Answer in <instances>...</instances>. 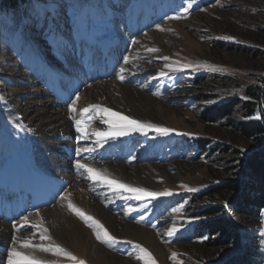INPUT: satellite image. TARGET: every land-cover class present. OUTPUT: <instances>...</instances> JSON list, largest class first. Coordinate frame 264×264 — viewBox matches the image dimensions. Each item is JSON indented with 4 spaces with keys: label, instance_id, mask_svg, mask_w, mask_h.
Here are the masks:
<instances>
[{
    "label": "rangeland",
    "instance_id": "obj_1",
    "mask_svg": "<svg viewBox=\"0 0 264 264\" xmlns=\"http://www.w3.org/2000/svg\"><path fill=\"white\" fill-rule=\"evenodd\" d=\"M189 3L192 6L185 12ZM263 78L264 0H34L17 12L0 13V187L6 190L0 192V198H5L9 206L26 202V209L18 211L13 206L15 218L0 216V222L17 229L23 226L16 233L22 236L16 237L18 241L32 239L33 243L49 244L39 240L38 230L31 225L45 210L62 205L69 209V200L76 206L74 199L62 203V198L77 184L112 218L153 234V245L125 239L122 227L118 232L111 230L105 219L84 211L116 237L117 242L109 246L97 240L94 229L69 209L90 231L94 242L121 264H145L138 259L141 253L136 245L147 249L156 264H240L237 256L247 247L262 256L258 264H264V211L257 221L250 220L235 210L239 197L207 196L227 181L241 179L242 159L260 150L243 138L239 128L248 120L243 109L245 92ZM101 84L118 99V86L131 90L135 107L144 116H137L125 105L111 107L105 104L110 103L108 100L95 101L92 93L86 94ZM89 98V105L99 104L173 131L167 135L153 130L134 132L110 138L101 146L91 133L95 127L107 131L109 125L100 122L107 117L95 110L80 115L89 106L84 104ZM38 99H45L48 110L61 113L70 124L67 140L73 146L66 154L42 150L38 155L39 138L26 122L29 117L17 111ZM230 104L231 114L215 121L205 119L214 108ZM40 105H32V110H40ZM149 111H156L157 117H148ZM77 119L85 121L87 136L76 130ZM250 119L260 120V111ZM41 129L44 135L45 129ZM225 147L232 151L222 153ZM79 148L92 151L77 154ZM47 159L60 165L54 177L45 164ZM78 160L109 179L171 195L137 200L126 189L90 179L84 169L76 167ZM115 166L131 169L130 178L111 174ZM36 167L50 176L49 181L55 179L54 189L60 193L51 205L29 210L27 203L33 202L31 206L35 207L36 197L26 193L15 196L20 192L10 191L12 187L5 186L1 177L10 169L32 173ZM133 169L140 170L138 178ZM25 180L20 178L19 183ZM37 183L44 189L42 182ZM214 207L224 208L238 226V244L206 245L218 235L199 231L200 224L207 221L200 216ZM24 216L29 218L28 225L23 224ZM173 226L179 230L169 236ZM60 245L85 264H94L88 259L89 250L81 249L83 256L74 248ZM12 247L13 240L0 251V264H8ZM16 247L22 249L19 243ZM26 250L38 258L44 253L51 264H75L63 256ZM173 253L177 254L175 260Z\"/></svg>",
    "mask_w": 264,
    "mask_h": 264
},
{
    "label": "bare ground",
    "instance_id": "obj_2",
    "mask_svg": "<svg viewBox=\"0 0 264 264\" xmlns=\"http://www.w3.org/2000/svg\"><path fill=\"white\" fill-rule=\"evenodd\" d=\"M120 93L121 99L115 98L109 90H107L106 85H99L94 86L92 89L87 91V95L92 93L93 99L96 101V99L101 98L108 100L110 103H106L107 105H110L112 107L117 104L118 105H125L129 109H131L134 113L137 114V116H144L143 114H140L138 111V108L135 107L136 100L135 95L132 94L131 90H128L127 88L118 86L116 88L115 93ZM39 101V99H38ZM91 102V99L89 98L88 101H84L85 105H89ZM40 105V110H32V105L36 104ZM92 103V102H91ZM102 103V102H101ZM104 104V103H103ZM102 104V105H103ZM119 107V106H118ZM42 110V111H41ZM113 110V109H112ZM21 112L24 116L29 117L28 122L30 126L33 127L35 137L39 138V147L40 152L43 151H53V153L60 154L61 152H69L72 148V144L67 140L69 138L67 132L70 128V124L66 121L65 117L62 116L61 113L55 112V111H49L48 110V103L45 99H41L39 102H34L29 105L26 109H22V111L17 110ZM134 115V114H132ZM148 117L154 118L157 117L156 111H149L147 113ZM26 117V118H27ZM97 119H100L99 117ZM106 118L101 119V123H103V120ZM45 129L44 132L49 133L48 136H51L50 138H47L46 135H41L42 129ZM98 128V127H97ZM96 127L93 128V131L97 129ZM39 130V131H38ZM47 139V140H45ZM45 164H48V166L51 168L52 177L56 176L57 173L60 172V165L59 163H53L50 162V160L47 159V162ZM41 167L44 169L45 167L41 165ZM66 167V166H65ZM111 167V166H110ZM110 173L113 175H119L120 177L124 178H130L128 168H124L121 166H115ZM109 169V170H111ZM139 171V172H138ZM136 176H140V170H134ZM5 174V175H4ZM1 177V182L6 185H14L16 183L17 175L20 174V176L23 178L25 175L26 178H29L30 182L35 183V181L42 180V182H45L46 184V191L43 192V195L40 198V205L45 207L47 205H51L56 199L59 198V194L56 197V194H53L51 188H50V176L44 175L39 171V167H36V171L34 172H28L25 170H21L17 173V171H13L10 169L7 171V173H4ZM121 177V179H122ZM40 178V179H39ZM118 179V178H117ZM55 180V179H54ZM53 180V181H54ZM51 193V199L49 198V194ZM60 193V192H59ZM95 194V193H94ZM54 195V196H53ZM74 199L76 203V207L80 208L83 211H86L88 213H91L93 215H97L99 217H102V219H105V221L110 225L111 230L119 231V227H122L124 231V238L125 239H131L136 238L139 239L148 245H153L154 243V236L152 233H149L146 230L143 229H137L135 230L131 225L123 224L122 222L114 219L111 217L110 214L105 212L103 208L98 205L95 198L85 191V189H81L79 185L75 184L68 192L67 196L62 198V203L65 200ZM50 203V204H48ZM61 206V204L59 205ZM58 207V206H57ZM2 217V216H1ZM43 222V226L48 229L49 235L52 237L51 243L55 244H62L65 246H68L70 248H74L80 255H84V253H81V249L89 250L88 252V259L94 263V264H121L118 259L111 253L107 252L103 248H101L97 243L94 242L93 237H91V233L89 230H87L79 221L76 219L74 214H71L69 209L64 207L63 205L61 208H53L45 210L44 212H41L38 216V219L33 222V224H39ZM23 226L17 228H12L10 225L5 224L4 222H0V243H2L3 247L0 249V251L4 250L8 243H10L13 240V237H22L17 235L16 233L22 229ZM131 237V238H130ZM20 251L27 252L26 249H19ZM161 252V251H160ZM31 253V251H30ZM32 254V253H31ZM40 257L44 260L46 259V256L43 254H40ZM1 258V255H0Z\"/></svg>",
    "mask_w": 264,
    "mask_h": 264
},
{
    "label": "trees",
    "instance_id": "obj_3",
    "mask_svg": "<svg viewBox=\"0 0 264 264\" xmlns=\"http://www.w3.org/2000/svg\"><path fill=\"white\" fill-rule=\"evenodd\" d=\"M33 1L0 0V13L17 12L31 6ZM245 95L247 102L244 103L243 109L246 111L248 120L241 123L239 129L243 138L256 144V149L259 148L260 150L254 152L256 154L251 153L245 159H242L244 175L241 179L229 180L225 185L213 189L207 196L218 194L219 196L239 197L235 203L236 212L244 218L257 221L264 211V78L258 84L247 88ZM232 109V104L216 107L206 114L205 119L215 121V119L221 118L222 115L231 114ZM257 110L260 111L261 119H250ZM197 145L199 147L201 144L197 143ZM201 147L203 148V146ZM230 151L232 150L228 147L222 149V153H229ZM200 217L207 219V221L200 224L199 231L211 236L218 235L217 238H213V243L207 242L206 245L228 246L240 242V230L224 208H208L202 212ZM242 251L244 252L237 256L240 264H258L261 261L262 256L250 247L245 250L242 249Z\"/></svg>",
    "mask_w": 264,
    "mask_h": 264
},
{
    "label": "snow or ice",
    "instance_id": "obj_4",
    "mask_svg": "<svg viewBox=\"0 0 264 264\" xmlns=\"http://www.w3.org/2000/svg\"><path fill=\"white\" fill-rule=\"evenodd\" d=\"M192 5L191 3L188 4V7L184 9L185 12L188 11V8H190ZM179 18V17H177ZM225 39H230V37H224ZM150 51H158L157 49H150ZM163 59L167 60L168 57H163ZM125 62L127 63V58H125ZM166 67H171V65H166ZM125 70L121 68V73H123ZM161 75H164L163 72H161ZM121 80L124 79L123 75L119 77ZM77 100H79V97H77ZM72 110L76 111L75 104L72 106ZM92 110H95L97 113L102 114L104 117H107L103 120V123H106L109 125V128L107 131L96 129L91 134L94 135L96 139V143L99 145H103V143H107L108 139H115L116 137H122L129 135L134 132H140L146 134L148 130H153L158 133L167 135L172 129L160 127L156 124L148 123V122H142L140 120L131 118L129 116H125L119 112L113 111L112 109H109L107 107H103L99 104H92L88 107L83 108L80 111V115L83 117L85 114L90 113ZM259 118V117H257ZM76 123V130L78 132H81L84 136L88 135L87 127L85 126V121L82 119H77L75 121ZM92 151L90 148H79L77 149V154L81 152H89ZM76 167L78 169H84L88 174L89 178L96 180L100 179L103 181H106L109 187H116L120 189H126L132 193L135 194V199L139 200L144 196H152L153 198L159 195H171L170 192H164V193H153L148 192L146 189L143 188H133L127 184L120 183L119 181H116L114 179H109L107 176L102 175L98 170L91 168L86 163H82L79 160L76 162ZM186 187V186H185ZM189 191H197L198 189L189 188ZM68 207L69 209L74 212L78 217H80L82 220L85 221V223L88 224L89 227H92L95 232L96 239L99 240L101 243H106L109 246H112V244L116 243V237L112 236L107 229L104 228L102 224L98 220H95L94 217L86 214L83 210L76 207L72 202L68 201ZM183 207V206H181ZM179 209H174V211H178ZM38 214V213H37ZM90 222V223H89ZM30 223L28 216L23 217V224L28 225ZM15 227V225H14ZM32 228H35L39 232V240L40 241H52V237L48 233V229L43 226V222L39 224H33L31 225ZM179 229H177L175 226H173L171 229L168 230V235L172 236L174 235ZM261 236H264V232L261 233ZM207 237H205L206 239ZM19 243L20 248L23 249H32L33 251H41L45 253H52L53 255L63 256L66 257L69 260H72L75 262V264H85V261L79 260L76 256H74L71 252L63 248L59 244L55 243H33L32 239H26L23 241H18L16 237H13V247L8 251V264H51V262L38 258L37 256L23 252L17 249L16 244ZM128 243H131V241H128ZM136 247L139 249L141 255L138 257V259L143 260L145 264H156L155 259L152 257V254L148 252L147 249L143 248L140 245H136ZM176 253L172 254V259L175 260Z\"/></svg>",
    "mask_w": 264,
    "mask_h": 264
}]
</instances>
